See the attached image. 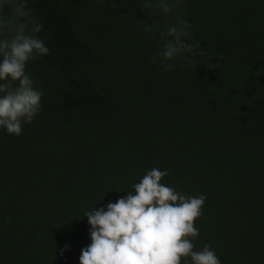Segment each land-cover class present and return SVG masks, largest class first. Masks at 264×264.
I'll return each mask as SVG.
<instances>
[{
  "label": "trees",
  "instance_id": "trees-1",
  "mask_svg": "<svg viewBox=\"0 0 264 264\" xmlns=\"http://www.w3.org/2000/svg\"><path fill=\"white\" fill-rule=\"evenodd\" d=\"M31 7L52 52L29 66L41 112L19 137L0 130V264H80L85 213L152 168L206 196L195 250L264 264V0H186L176 15L207 56L172 72L136 22L159 19L146 0Z\"/></svg>",
  "mask_w": 264,
  "mask_h": 264
},
{
  "label": "clouds",
  "instance_id": "clouds-1",
  "mask_svg": "<svg viewBox=\"0 0 264 264\" xmlns=\"http://www.w3.org/2000/svg\"><path fill=\"white\" fill-rule=\"evenodd\" d=\"M36 0H0V130L19 137L42 110L43 92L29 66L51 55L41 35L44 22L31 7ZM152 23L136 21L158 51L151 57L160 71L198 64L207 53L193 39L191 25L177 10L186 0H146ZM174 20L169 22V17ZM163 24V30L160 25ZM167 170L152 168L116 202L85 213L91 243L80 264H221L215 250H195L194 222L202 216L206 196H186L161 183ZM99 204V203H98ZM70 250L65 245L60 255Z\"/></svg>",
  "mask_w": 264,
  "mask_h": 264
}]
</instances>
